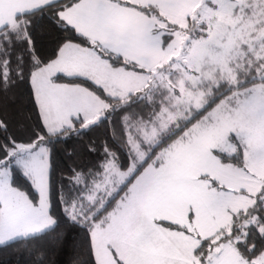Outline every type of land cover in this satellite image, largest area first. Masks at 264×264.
Returning a JSON list of instances; mask_svg holds the SVG:
<instances>
[{"label": "snow or ice", "instance_id": "1", "mask_svg": "<svg viewBox=\"0 0 264 264\" xmlns=\"http://www.w3.org/2000/svg\"><path fill=\"white\" fill-rule=\"evenodd\" d=\"M10 105L0 264H264V0H0Z\"/></svg>", "mask_w": 264, "mask_h": 264}, {"label": "trees", "instance_id": "2", "mask_svg": "<svg viewBox=\"0 0 264 264\" xmlns=\"http://www.w3.org/2000/svg\"><path fill=\"white\" fill-rule=\"evenodd\" d=\"M16 111V106H9L8 110L6 113H2L0 112V115H7L9 118L12 117V114ZM7 256L5 254H0V259H6ZM65 259H67V256L64 257Z\"/></svg>", "mask_w": 264, "mask_h": 264}]
</instances>
